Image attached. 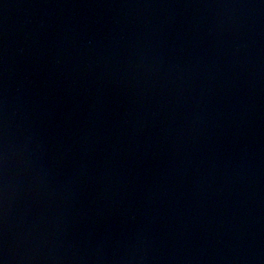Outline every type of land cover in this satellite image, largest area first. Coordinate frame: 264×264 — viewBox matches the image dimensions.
Returning <instances> with one entry per match:
<instances>
[{
  "label": "water",
  "instance_id": "95a60500",
  "mask_svg": "<svg viewBox=\"0 0 264 264\" xmlns=\"http://www.w3.org/2000/svg\"><path fill=\"white\" fill-rule=\"evenodd\" d=\"M0 264H264V0H0Z\"/></svg>",
  "mask_w": 264,
  "mask_h": 264
}]
</instances>
